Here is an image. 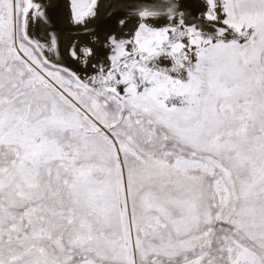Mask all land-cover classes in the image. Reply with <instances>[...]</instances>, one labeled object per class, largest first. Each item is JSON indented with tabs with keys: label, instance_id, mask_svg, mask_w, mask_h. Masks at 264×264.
<instances>
[{
	"label": "snow or ice",
	"instance_id": "6c2138e0",
	"mask_svg": "<svg viewBox=\"0 0 264 264\" xmlns=\"http://www.w3.org/2000/svg\"><path fill=\"white\" fill-rule=\"evenodd\" d=\"M0 264H264V0H0Z\"/></svg>",
	"mask_w": 264,
	"mask_h": 264
}]
</instances>
